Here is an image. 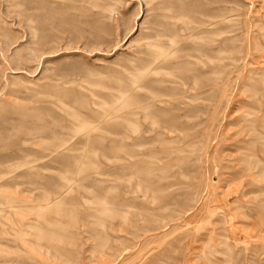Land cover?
I'll use <instances>...</instances> for the list:
<instances>
[{"label":"rangeland","instance_id":"1","mask_svg":"<svg viewBox=\"0 0 264 264\" xmlns=\"http://www.w3.org/2000/svg\"><path fill=\"white\" fill-rule=\"evenodd\" d=\"M263 58L264 0H0V264H264Z\"/></svg>","mask_w":264,"mask_h":264},{"label":"bare ground","instance_id":"2","mask_svg":"<svg viewBox=\"0 0 264 264\" xmlns=\"http://www.w3.org/2000/svg\"><path fill=\"white\" fill-rule=\"evenodd\" d=\"M98 1V0H97ZM229 41V40H228ZM221 46V45H220ZM220 48H222V47H220ZM157 50V49H156ZM159 50V49H158ZM159 51H161V49L159 50ZM158 51V52H159ZM162 52V51H161ZM160 53V52H159ZM256 53V52H255ZM219 54V53H218ZM216 55V54H215ZM159 56H160V54H159ZM163 56H164V54H163ZM219 56V55H218ZM161 57H162V53H161ZM165 57V56H164ZM164 57H162V58H164ZM170 57V56H169ZM227 57V56H226ZM211 59V58H210ZM214 59H215V57H214ZM219 59V58H218ZM264 59V58H263ZM162 60V59H161ZM240 61V60H239ZM255 61V60H254ZM263 61V60H262ZM261 61V62H262ZM218 63V62H217ZM233 63V62H232ZM229 64V63H228ZM218 66V65H217ZM227 66V65H226ZM221 67V66H220ZM208 68V67H207ZM226 68H228V67H226ZM224 69V68H223ZM226 70V69H225ZM214 72H215V69L213 70ZM212 70H211V72H213ZM240 71V70H239ZM142 72V71H141ZM204 72V71H203ZM224 72V71H223ZM234 72V71H233ZM219 73V72H218ZM142 74V73H141ZM199 74V73H198ZM210 74V73H209ZM242 74V73H241ZM213 76H215V75H213ZM216 77V76H215ZM232 81V80H231ZM230 81V82H231ZM186 83V82H185ZM197 83V82H196ZM195 83V84H196ZM187 85V84H186ZM175 86V85H174ZM182 86H183V84H182ZM192 86L194 87V85L192 84ZM192 87V88H193ZM210 91V90H209ZM209 93V92H208ZM207 94V93H206ZM216 94V93H215ZM210 95V94H209ZM198 97H199V94H198ZM188 98V97H187ZM188 105V104H187ZM195 107V106H194ZM197 107V106H196ZM187 108V107H186ZM198 108V107H197ZM188 109H189V106H188ZM197 111V110H196ZM193 112V111H192ZM260 115H258V117H259ZM263 116V115H262ZM262 116H261V118H262ZM264 117V116H263ZM261 118H257V119H261ZM263 119V118H262ZM252 121L251 122H249V123H247L246 125H245V127L244 128H246V127H248V130H253L254 131V129H255V125H252ZM184 130V129H183ZM256 134H258V133H256ZM208 137V136H207ZM261 136H258V138H260ZM262 140H264V136L262 137ZM250 146V145H249ZM252 146V145H251ZM251 146H250V148H251ZM262 146H264V144L262 145ZM246 149V148H245ZM260 149V148H259ZM264 149V148H263ZM164 151V150H163ZM171 152V151H170ZM249 152H251L249 149H246V151L244 152V154H249ZM264 152V151H263ZM151 154V153H150ZM243 154V155H244ZM251 155V154H250ZM241 156H242V154H241ZM240 156V157H241ZM245 156V155H244ZM243 156V157H244ZM245 158V157H244ZM241 159V158H240ZM242 162V161H241ZM244 162V161H243ZM245 163V162H244ZM13 169V168H12ZM18 169H19V167H18ZM8 174V173H7ZM2 175V174H1ZM263 176H264V174H263ZM3 177V176H2ZM3 179V178H2ZM241 181V180H240ZM251 183V182H250ZM232 188V187H231ZM263 190H264V177H263ZM23 191H21V193H22ZM15 197V196H14ZM21 202H22V199L21 198H19V199H14L13 197H11V195H9V193H8V195L7 194H2V195H0V211H2V210H6V209H12V208H16V209H18L19 208V206H20V204H21ZM24 202V201H23ZM255 203H257L256 201H252V204H255ZM260 205V207L258 208V212L260 211V214L261 215H259L258 217H260V221H261V227L262 228H264V196H263V198L261 199V204H259ZM252 207V206H251ZM23 209V208H22ZM21 209V210H22ZM257 213V212H256ZM222 218V217H221ZM222 223V222H221ZM217 228V227H216ZM223 228V227H222ZM236 230V229H235ZM220 232H222V231H220ZM219 232V233H220ZM224 232V231H223ZM264 238V236L262 235L261 236V239H263ZM158 248V247H157ZM208 257V256H207ZM215 262V261H214ZM222 263H224V262H222Z\"/></svg>","mask_w":264,"mask_h":264}]
</instances>
